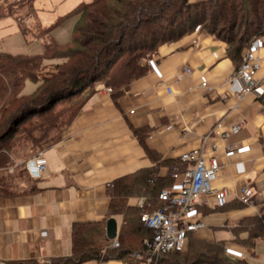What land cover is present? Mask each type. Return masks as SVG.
<instances>
[{
  "label": "crops",
  "instance_id": "0c3cea01",
  "mask_svg": "<svg viewBox=\"0 0 264 264\" xmlns=\"http://www.w3.org/2000/svg\"><path fill=\"white\" fill-rule=\"evenodd\" d=\"M260 52L264 54V48ZM235 63L226 54L225 43L202 33H188L160 45L145 74L120 92L108 91L101 82L95 85L60 138L43 150V155L46 149L54 150L56 160H47L44 155L46 168L36 178V186L0 196V262L30 259L46 263L69 256L72 223L105 219L109 188L115 179L148 167H156L157 176H166L169 167L163 161H178L183 150L201 145L202 135L217 120L228 124L242 114L246 122L241 129L221 139L222 145L235 144L236 148L220 155L222 166L214 181L216 187L226 189L230 202L216 208L212 202L204 203L200 195L197 210L204 227L197 237L216 239L204 218L220 210L225 216L222 227L229 232L228 236L221 235L226 251L245 257L250 264H264V237L256 240L253 249L230 241L231 225L244 216L264 212L262 88L253 89L236 107L232 99L235 87L224 83ZM184 65L191 67L190 74L183 71ZM257 75H264V68ZM202 80L210 90L200 85ZM168 85L172 93L166 91ZM205 149L209 151V145ZM242 183L253 190V195L249 203L237 206ZM131 198H136L138 205V197L130 196L129 203ZM117 216L121 220L119 224L116 221V235L122 222L121 215L113 217ZM75 264L132 263L125 258H109Z\"/></svg>",
  "mask_w": 264,
  "mask_h": 264
},
{
  "label": "trees",
  "instance_id": "16d2710c",
  "mask_svg": "<svg viewBox=\"0 0 264 264\" xmlns=\"http://www.w3.org/2000/svg\"><path fill=\"white\" fill-rule=\"evenodd\" d=\"M33 2L0 0V17H14L24 36L38 38L43 44L42 54H10L0 51V98L3 99L0 107V146L26 119L31 124L37 118L46 116L52 103L65 98H84L64 116L34 126L33 132L26 134L22 143L17 140L21 147L31 144L36 148L29 156L17 162L20 167L16 173L0 170V196L26 192L36 186V178L30 176L25 161L60 138L63 128L82 105L87 96L84 92L89 90L91 84L95 86L102 82L114 93L120 92L131 80L145 74L151 57L157 54L160 45L177 41L191 33L196 24L203 28L206 26L205 33L215 35L225 43L226 54L235 60L236 65L250 41L264 35V0H89L79 3L73 9L78 18L73 26L72 39L60 45L49 34L51 26H43L36 19ZM216 8L222 9V15L217 16L220 19L221 16L227 17L225 8L232 10V18L228 21L232 24L235 22L233 26L237 24V19L246 18L249 27L244 25V28H247L246 33L251 31L250 34L235 40L233 29L231 32L233 26L227 27V33L222 30L223 33L212 24H205L207 15H212ZM28 20L32 21V25L29 24L31 27L23 24ZM56 57L70 59V62H57L53 69H47L43 60ZM27 78L37 85L43 80H49V85L40 92H37L36 85L31 92L22 95L21 90ZM20 97L28 99L6 115L8 107ZM16 139L11 140L6 147H0V168L14 165L17 157L15 149L19 146ZM163 162L169 167L166 176H157V168L148 167L115 179L109 188L110 201L105 219L72 223L69 256L52 258L46 263L30 259H9L0 264H75L109 258H125L136 264L129 253L144 251V239L150 238L152 234L150 228L139 223L140 214L161 204L158 193L175 179L172 177L174 168L183 171L187 166L180 161ZM25 176L30 180L28 185L14 183V178L22 179ZM130 196H143V205L129 203ZM229 202L223 206H214L222 208ZM244 204L241 200L236 203L237 206ZM116 214L122 217L116 235L119 244L111 246L112 239L106 236L105 222ZM230 230L231 242L253 249L256 240L264 237V212L244 216L231 225ZM243 232L245 236H241ZM225 244L223 239L189 236L185 247L165 253L161 264H250L245 257L229 254Z\"/></svg>",
  "mask_w": 264,
  "mask_h": 264
},
{
  "label": "built area",
  "instance_id": "2783aa9c",
  "mask_svg": "<svg viewBox=\"0 0 264 264\" xmlns=\"http://www.w3.org/2000/svg\"><path fill=\"white\" fill-rule=\"evenodd\" d=\"M198 36L195 37L197 41ZM264 35L254 38L243 49L241 60L225 77L224 83L235 87L232 99L238 106L247 94L253 89L261 87L260 102L264 103V75L258 76V71L264 68ZM183 71L191 73V67L184 65ZM178 80H174V83ZM200 85L210 90L207 81L202 80ZM102 86V85H101ZM108 91L110 87H106ZM166 91L172 93L170 85ZM246 122L244 115L239 114L236 119L225 124L223 119L217 122L202 135L201 145L183 150L177 157L180 162L187 164L183 171L176 168L172 177L179 179L177 182L162 188L158 193L161 204L149 211L140 214L139 222L152 230L150 238L144 239L145 250H135L129 253L136 264H161L162 256L174 250H182L189 236L197 237L198 232L204 227L202 214L197 210V195L204 196V203L212 202L214 205L223 206L227 202V191L214 185L215 179L221 170L220 155H227L235 148V144L222 145L221 139L230 134L237 133ZM209 145V151L205 146ZM26 168L32 178L40 177L46 168V159L43 150L38 151L25 161ZM159 176V175H158ZM253 190L242 183L239 187L238 199L249 203ZM144 197L138 198V206H142ZM118 240L112 239L111 246H118Z\"/></svg>",
  "mask_w": 264,
  "mask_h": 264
},
{
  "label": "rangeland",
  "instance_id": "374dc122",
  "mask_svg": "<svg viewBox=\"0 0 264 264\" xmlns=\"http://www.w3.org/2000/svg\"><path fill=\"white\" fill-rule=\"evenodd\" d=\"M87 1L89 0H34L33 7L35 11V17L41 25L48 27L51 26L49 30V34L51 35V37L58 44L64 45L71 41L73 34V26L78 18V15L73 12V9L79 3L87 2ZM189 1L195 2L197 0H189ZM230 1H234V0H230ZM233 11H235V9H233ZM225 12L227 14V17L224 18L223 16H221L220 19L217 16L222 15V9L216 8L215 12H213L212 15H207V17L204 20L206 21L205 24H212L216 30L218 29L219 32L220 31L223 32L222 30H224V32L227 33L229 31L227 30V27H232L235 22L233 24L232 22L229 23L230 19L232 18V10L230 8L228 9L225 8ZM31 23H32L31 20H28L27 22H23L24 25H28V26ZM247 23H249L248 20ZM199 25L196 24V26L191 30L192 34L202 33L208 35V37L212 41H219L220 43H223L215 35L205 33L204 31L206 29V26L205 28H203L201 25L200 26ZM244 25H246V27H249L246 24V18L241 17V19L240 18L237 19V24L231 28V32L233 29L232 34L236 35V37L234 38L235 40L238 39V37L242 38L243 36L250 34L251 31L249 33H246L247 28H244ZM32 27H34V25ZM0 51L7 52L10 54H29V55L42 54L43 44L38 38L24 36L23 33L20 31L19 26L14 17L2 16L0 17ZM67 60L68 59L56 57L51 59H44L43 62L46 64L47 69H53L55 63L57 62L63 63L66 62ZM68 61L70 62V59ZM36 85L37 83H35L33 80L29 78L25 79L23 88L21 90V94L23 95L31 92L33 89H35ZM48 85H49V80H43L42 82L39 83V85H37L36 87L37 92L42 91V89H44V87H47ZM91 85L88 88L89 90H87V92H84L85 95H88L89 91L90 90L92 91L94 87H96L94 86V84ZM99 87L101 86H98V88ZM83 98L84 96H82L81 98H76L77 100H68L67 98H65L52 103L46 113V116H41L37 118L35 121L31 122V124H29L28 119H26L21 125L18 126L17 130L12 134V136L9 139L2 141L0 147L1 148L6 147V145L11 140L15 139V137H17L16 141L19 140L22 143L24 138H26L25 135L33 132L32 129L34 126H37L38 124H42L48 120L50 121L56 117L64 116L69 109L76 107L82 101ZM27 99L28 98L24 99L23 97H20V99L15 100L8 107V111L6 112V115H9L20 104L21 105L24 104L27 101ZM2 105H3V99L0 98V107ZM4 117H6L5 114ZM16 143L19 146L15 149L17 157L15 158L16 161L14 165L12 166L9 165L8 168L2 167L0 168V170L1 169L7 170L9 173H13V174L16 173V171H18V168L20 167L17 165L18 164L17 162L22 161L24 158L29 156L30 153L33 151V149L36 148L35 145L31 146V144H29L28 146L26 145L25 147H21V143H18V141ZM44 155L47 160H50L51 158L56 160L54 150L50 148L45 150ZM14 183H16L17 185H23V184L28 185L30 183V180H28L26 176L22 179L16 177L14 178ZM199 197L200 195H197V198ZM130 200L132 204H137L136 198H131ZM224 217H225L224 212L220 210L212 211L205 214L204 221L207 225L212 226V229H214L215 231L216 239H224L223 237H221V235L228 236L229 234V232L227 231L228 229L222 227V222L224 220ZM115 218L117 223L119 224L121 220L120 216H117Z\"/></svg>",
  "mask_w": 264,
  "mask_h": 264
},
{
  "label": "water",
  "instance_id": "95a60500",
  "mask_svg": "<svg viewBox=\"0 0 264 264\" xmlns=\"http://www.w3.org/2000/svg\"><path fill=\"white\" fill-rule=\"evenodd\" d=\"M105 230L108 238L113 239L116 237V220L114 217H110L106 220Z\"/></svg>",
  "mask_w": 264,
  "mask_h": 264
}]
</instances>
